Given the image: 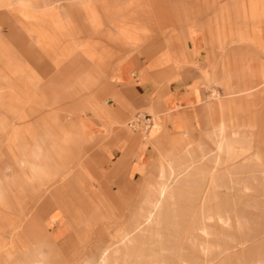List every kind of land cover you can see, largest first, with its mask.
Instances as JSON below:
<instances>
[{
  "label": "rangeland",
  "instance_id": "obj_1",
  "mask_svg": "<svg viewBox=\"0 0 264 264\" xmlns=\"http://www.w3.org/2000/svg\"><path fill=\"white\" fill-rule=\"evenodd\" d=\"M259 1L0 0V264H264ZM167 60L171 72L154 65ZM183 66L205 75L201 102L152 108L165 99L155 93L132 106L144 71L161 87ZM136 114L147 132L129 127ZM219 143L167 205V190L154 196L146 223L158 219L138 241L109 244L167 153L185 161Z\"/></svg>",
  "mask_w": 264,
  "mask_h": 264
},
{
  "label": "crops",
  "instance_id": "obj_2",
  "mask_svg": "<svg viewBox=\"0 0 264 264\" xmlns=\"http://www.w3.org/2000/svg\"><path fill=\"white\" fill-rule=\"evenodd\" d=\"M244 3L245 2H243L242 5ZM259 4L262 6L260 7L261 10L264 9V0H262V2L259 1ZM258 13L260 14V12ZM261 14H264V10H262ZM192 53L194 54V51L191 49L184 51V53L180 52V55L179 54L176 55V57H178L177 60L179 62H184V61L187 62L191 59V57H193ZM199 57L200 55H198V59H199L198 63L201 65L204 64L203 60ZM154 65H156V67L159 69L161 67L162 68L165 67L167 69L166 73L171 72V69L176 67L172 62H170V60H167L165 62L159 61L158 64H154ZM153 73H155V71H152L150 73L152 75L149 77L146 71H144L142 74H144L145 79H149V80H145L142 84H137V83L135 85L129 84L128 91H126V95L129 97L131 101H133L132 106L134 108L141 106L142 104L145 106L147 101L151 99L155 93L163 94L165 98L164 100L159 101L158 104H156L157 102L156 101L154 105L152 106V108H160V109H162L163 107L165 109H170L171 107H182V108L193 107L197 105L199 102H201L206 97V92L203 90V88L198 87V81L204 78L205 75L203 73H198V71L194 72L190 67H184V66L181 68L179 67L178 70L175 71L174 75L167 78L170 80H168L167 82H164V84H162L161 87H158V83L155 82V80H153V79H156L157 77H160V75H157L158 73L156 75ZM262 74H264V67H262ZM262 78H264V76H262ZM262 83H264V80H262L261 84ZM83 128H84L83 125L79 126L80 133L83 132L84 130ZM227 147L231 148L230 145L225 146V148ZM219 148L223 149V146L220 143L217 144L215 148V152L217 153L213 155L212 154L209 155V152H206L203 146L198 144V146L196 147L197 151L194 152L195 154L194 153L192 155L190 154L189 160H185V161H182V160L180 161V159L176 158L175 156L176 148H175L173 150L174 153L171 156L167 157L166 160H163L165 161L166 166L163 167L162 165H160L158 179L159 178L161 179L156 182V184L154 185L152 189L153 191L151 190L148 193V195L152 194V195H155V197H157L158 193H154V190H157L158 186L160 185H166L167 187L166 205H167L168 199H171L175 195L180 194L182 188L185 186L184 183H187L197 173L201 172L204 174V171H205L204 164L206 162H212V163L217 162V158L219 156V153H218ZM114 150H117V149H114ZM245 152L246 150L242 149L240 150V152H238L240 154H237L235 156L236 157L241 156ZM110 156L112 159H116V158L119 159L122 156H124L121 158L122 159L121 161L123 163H125L126 161V157L122 153H120L118 157H115L114 151H111ZM138 164L139 163H135L131 167L132 170L134 171L138 170L139 168ZM161 167H162V170H160ZM208 172L210 173L209 174L210 186H212L215 184V181L217 178L216 172L212 171V168ZM165 173H167L166 176H165ZM184 175H187V176H184ZM164 178L165 180H163ZM175 181H176V184H175ZM204 201H205V198L203 200L201 198L200 199L198 198L197 203L199 204V210L204 207ZM143 204L140 208L137 209L138 211H136L132 215L131 217L132 221L130 222L129 229L122 230V232L116 236L115 240L109 242V244L123 243V242L127 243L128 241L131 242L133 240L138 241V239L140 238L141 229L143 227H148L152 225L153 222H155L158 219L156 215L157 211H154V217L150 220L149 223H146V221L143 219V212L147 211V208L145 207V204L144 205ZM166 205H165V211H166ZM65 218L69 220V218L71 219V216L68 217L67 215V217L65 216Z\"/></svg>",
  "mask_w": 264,
  "mask_h": 264
},
{
  "label": "bare ground",
  "instance_id": "obj_3",
  "mask_svg": "<svg viewBox=\"0 0 264 264\" xmlns=\"http://www.w3.org/2000/svg\"><path fill=\"white\" fill-rule=\"evenodd\" d=\"M262 76H264V74H262ZM197 124V123H196ZM222 149V148H221ZM220 148L218 149L219 151L221 150ZM226 151H227V153L229 152V153H233L232 152V150H231V148L230 147H227L226 148ZM172 150H171V152L170 153H167L163 158H164V160H166L167 159V157H169L171 154H172ZM162 158V159H163ZM206 158V157H205ZM206 160V159H205ZM181 161V160H180ZM194 161H195V159H194ZM178 162V161H177ZM216 162V161H215ZM171 163H172V161H171ZM176 167V166H175ZM160 170H162V167H161V169ZM203 170V169H202ZM166 171V170H165ZM161 172V171H160ZM190 175V174H189ZM184 176H187V175H184ZM169 177V176H168ZM210 177V176H209ZM187 178H189V177H187ZM161 178H159V180H160ZM175 184H176V181H175ZM175 184H173V185H175ZM167 190V187H166V185H160V186H158V188H157V190H154V193H158V196H163L164 195V193H165V191ZM153 191V190H152ZM156 191V192H155ZM154 196L155 195H152V194H149L146 198H145V200H144V204H145V207L147 208V211H144L143 212V219L145 220V221H147L148 220V218H149V216L151 215V210L154 208V206H155V201H154ZM143 204V205H144ZM33 260V259H32ZM40 261V260H39Z\"/></svg>",
  "mask_w": 264,
  "mask_h": 264
},
{
  "label": "built area",
  "instance_id": "obj_4",
  "mask_svg": "<svg viewBox=\"0 0 264 264\" xmlns=\"http://www.w3.org/2000/svg\"><path fill=\"white\" fill-rule=\"evenodd\" d=\"M129 127L134 131L147 132L151 127V119L149 116L136 114L134 119L129 123Z\"/></svg>",
  "mask_w": 264,
  "mask_h": 264
}]
</instances>
